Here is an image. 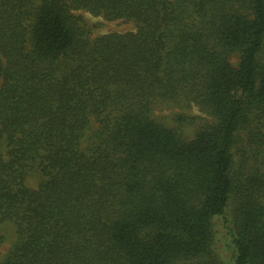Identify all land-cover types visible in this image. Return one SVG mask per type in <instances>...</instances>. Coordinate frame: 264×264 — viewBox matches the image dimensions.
Instances as JSON below:
<instances>
[{
	"label": "trees",
	"instance_id": "trees-1",
	"mask_svg": "<svg viewBox=\"0 0 264 264\" xmlns=\"http://www.w3.org/2000/svg\"><path fill=\"white\" fill-rule=\"evenodd\" d=\"M0 231V264H264V0H0Z\"/></svg>",
	"mask_w": 264,
	"mask_h": 264
},
{
	"label": "rangeland",
	"instance_id": "rangeland-1",
	"mask_svg": "<svg viewBox=\"0 0 264 264\" xmlns=\"http://www.w3.org/2000/svg\"><path fill=\"white\" fill-rule=\"evenodd\" d=\"M85 23L91 27L92 36L98 37L101 35L118 33L124 34L134 31V25L130 22L114 21L108 22L101 17L92 16L84 12L79 13ZM233 60V59H232ZM155 118L163 123L167 127L177 129L179 133L182 134L186 139H191L196 126L200 123L201 120H207L206 116L201 113L198 108L194 106L183 107V108H164L159 109L154 112ZM178 115L184 116L187 120L183 122H178L176 117ZM192 119V120H191ZM29 186L35 185V179L29 178L27 180ZM3 227V226H2ZM215 230V244L214 250L219 258L223 261H228L229 252L228 251V237L226 236V231L222 227V221L217 220L214 226ZM6 231H0V238L7 236ZM6 234V235H5ZM8 247V242H1L0 240V258L5 253Z\"/></svg>",
	"mask_w": 264,
	"mask_h": 264
}]
</instances>
